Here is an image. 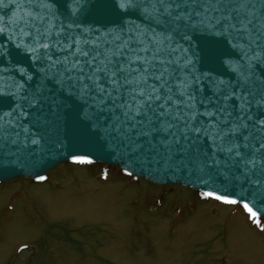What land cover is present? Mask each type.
Wrapping results in <instances>:
<instances>
[{"label":"snow or ice","instance_id":"6c2138e0","mask_svg":"<svg viewBox=\"0 0 264 264\" xmlns=\"http://www.w3.org/2000/svg\"><path fill=\"white\" fill-rule=\"evenodd\" d=\"M67 2L0 0V162L5 145L36 149L75 111L122 154L215 189L199 195L240 205L264 231V0H104L119 17L104 31L79 25L91 0L61 20ZM206 37L222 47L207 70L192 52Z\"/></svg>","mask_w":264,"mask_h":264},{"label":"rangeland","instance_id":"374dc122","mask_svg":"<svg viewBox=\"0 0 264 264\" xmlns=\"http://www.w3.org/2000/svg\"><path fill=\"white\" fill-rule=\"evenodd\" d=\"M222 250L205 264H264V231L182 187L97 164L0 184V264H200Z\"/></svg>","mask_w":264,"mask_h":264},{"label":"water","instance_id":"95a60500","mask_svg":"<svg viewBox=\"0 0 264 264\" xmlns=\"http://www.w3.org/2000/svg\"><path fill=\"white\" fill-rule=\"evenodd\" d=\"M75 7H77L75 0H68L67 10L64 6L56 5L60 19L65 23H70L71 20L65 19V16L71 14L72 18H76L75 13L72 12ZM88 8L87 12L79 16L78 22L81 28L104 31L116 26L111 21H118L119 17L104 0H91ZM221 51L222 47L211 37L192 42V52L195 53L193 59L198 61V67L202 65L205 70L216 66ZM4 103L6 105L8 101L5 100ZM40 134L43 139L36 149H33L31 145L27 148L11 144L3 147L0 183L11 182L15 179L35 180L37 176L44 177L64 163H95L117 167L123 173H131L127 175L146 180L155 186H179L197 193L215 190L197 183L194 179L189 182V178L184 175H168L130 159L102 140L89 123L78 116L75 111L61 113L59 117H54L48 126L41 129ZM73 155L84 156L87 159L84 162H75L71 159ZM233 206L241 207L240 205ZM261 219L264 220V216Z\"/></svg>","mask_w":264,"mask_h":264},{"label":"flooded vegetation","instance_id":"af4514ba","mask_svg":"<svg viewBox=\"0 0 264 264\" xmlns=\"http://www.w3.org/2000/svg\"><path fill=\"white\" fill-rule=\"evenodd\" d=\"M224 254H225V251L222 250L219 255L216 254V255L207 256V257L204 258L205 260L203 261V263H200V264H205V261L208 260V258H214V259H217V260L220 259V258L222 259L225 256Z\"/></svg>","mask_w":264,"mask_h":264}]
</instances>
